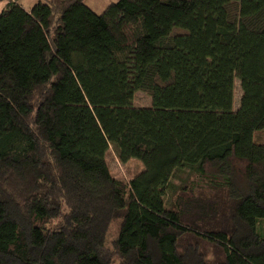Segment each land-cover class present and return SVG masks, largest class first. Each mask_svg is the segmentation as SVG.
Here are the masks:
<instances>
[{
  "label": "trees",
  "instance_id": "trees-1",
  "mask_svg": "<svg viewBox=\"0 0 264 264\" xmlns=\"http://www.w3.org/2000/svg\"><path fill=\"white\" fill-rule=\"evenodd\" d=\"M0 1V264H264V0Z\"/></svg>",
  "mask_w": 264,
  "mask_h": 264
},
{
  "label": "rangeland",
  "instance_id": "rangeland-1",
  "mask_svg": "<svg viewBox=\"0 0 264 264\" xmlns=\"http://www.w3.org/2000/svg\"><path fill=\"white\" fill-rule=\"evenodd\" d=\"M119 0H87L86 4L97 14L103 12V10L109 6L110 4L117 3ZM235 97H234V109L239 106V100L241 98V89L239 81L236 80L235 82ZM134 106L138 108H147L151 106V98L142 92H137L134 97ZM256 141H262L263 137L260 135V138H255ZM107 164L111 171V174L117 178L125 180L126 182L129 181L133 176L138 174L143 170L142 164L135 156L129 162L122 163L117 156V152L114 148H110L107 154ZM173 193H170L166 197L167 206L170 208L172 204V197ZM115 232V230H114Z\"/></svg>",
  "mask_w": 264,
  "mask_h": 264
},
{
  "label": "crops",
  "instance_id": "crops-1",
  "mask_svg": "<svg viewBox=\"0 0 264 264\" xmlns=\"http://www.w3.org/2000/svg\"><path fill=\"white\" fill-rule=\"evenodd\" d=\"M17 3H19L21 6H23L25 9L30 10L33 8L35 4L38 2H46L47 0H15ZM5 9V2L0 1V13Z\"/></svg>",
  "mask_w": 264,
  "mask_h": 264
}]
</instances>
